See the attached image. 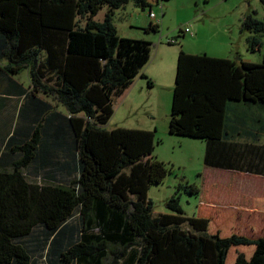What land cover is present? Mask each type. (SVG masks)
<instances>
[{
	"label": "trees",
	"instance_id": "1",
	"mask_svg": "<svg viewBox=\"0 0 264 264\" xmlns=\"http://www.w3.org/2000/svg\"><path fill=\"white\" fill-rule=\"evenodd\" d=\"M130 1L151 6L0 0V264H40V251L43 264H225L241 245L257 250L234 264H264V238L220 237L207 217L184 214L180 192L199 194L195 185L179 183L169 212L154 214L148 189L167 173L154 131L108 128L151 49L113 24ZM240 31L248 50L262 46L261 62L179 52L169 131L204 140L206 166L264 176V21L246 14Z\"/></svg>",
	"mask_w": 264,
	"mask_h": 264
},
{
	"label": "rangeland",
	"instance_id": "2",
	"mask_svg": "<svg viewBox=\"0 0 264 264\" xmlns=\"http://www.w3.org/2000/svg\"><path fill=\"white\" fill-rule=\"evenodd\" d=\"M148 1L151 6L144 10L130 1L114 11L113 24L118 35L148 41L151 49L148 61L120 96L114 97V112L108 125L154 131L152 154L167 168L162 183L148 189L154 214L168 213L166 199L175 193L179 183L187 182L201 192L190 194L181 190L180 206L185 215L207 217L209 232L220 237L239 234L264 238V176L206 166L204 140L169 131L179 52L231 59L239 53L243 60L261 62L262 46L248 50V33L241 32L240 27L246 14L264 21V0ZM106 10L101 8L94 19L101 21ZM149 11L156 18H150ZM78 20L83 26L84 18ZM151 22L158 23V31L145 29ZM186 28L189 31L183 33ZM169 39L175 42L169 43ZM16 78L29 85L26 71ZM12 101L13 107H17ZM210 200L212 206L206 205ZM183 227L188 228L185 224ZM255 250V245L231 247L225 264H234L239 253L249 259ZM45 253H34L40 264L45 262Z\"/></svg>",
	"mask_w": 264,
	"mask_h": 264
},
{
	"label": "built area",
	"instance_id": "3",
	"mask_svg": "<svg viewBox=\"0 0 264 264\" xmlns=\"http://www.w3.org/2000/svg\"><path fill=\"white\" fill-rule=\"evenodd\" d=\"M149 16H150V18H153V19L156 18V15L152 11H149ZM187 31H189L188 28H186L185 30H183V32H187ZM168 42L173 43V42H175V40L169 39Z\"/></svg>",
	"mask_w": 264,
	"mask_h": 264
},
{
	"label": "crops",
	"instance_id": "4",
	"mask_svg": "<svg viewBox=\"0 0 264 264\" xmlns=\"http://www.w3.org/2000/svg\"><path fill=\"white\" fill-rule=\"evenodd\" d=\"M239 54V53H238ZM236 55H237V53H236ZM241 56V55H240ZM120 96V95H119ZM121 99V98H120ZM107 126H108V128H112V127H115V126H109L108 124H107ZM210 167V166H209ZM214 168H217V167H214ZM218 169H221V168H218ZM255 176H258V177H263V176H261V175H255ZM211 200H210V202H206V205H208V206H212L211 205ZM250 209V208H249Z\"/></svg>",
	"mask_w": 264,
	"mask_h": 264
}]
</instances>
